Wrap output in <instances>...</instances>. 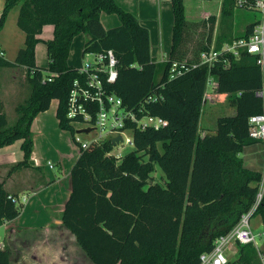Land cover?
<instances>
[{"label":"trees","instance_id":"16d2710c","mask_svg":"<svg viewBox=\"0 0 264 264\" xmlns=\"http://www.w3.org/2000/svg\"><path fill=\"white\" fill-rule=\"evenodd\" d=\"M169 1L171 47L167 60L157 63L149 54L148 29L114 0H3L0 28L7 12L18 5L15 25L24 41L12 62L0 60V69H24L29 87V96L14 108L11 126L0 101V149L22 141L23 157L12 171L28 167L30 125L53 100L58 129L74 138L65 116L68 95L73 81L82 84L84 76L66 62L72 38L80 33L85 35L82 57L112 51L116 78L105 87L124 109L140 108L165 122L156 131L133 129V150L119 162L110 156L113 147L105 138L89 143L72 163L70 193L59 219L91 264H197L199 255L209 253L215 239L226 235L253 205L261 181L262 174L246 169L240 159L244 147L259 142L248 137L247 127L251 116L263 112L262 99L256 96L262 84L257 56L239 51L237 58L222 53L211 67L198 62L211 47L220 51L224 44L250 35L257 19L233 38L232 28L213 38L216 20V26L227 23L237 9L235 0H220L218 19L209 14L200 21L186 20L184 0ZM102 12L115 14L119 25L104 29ZM43 25H52L53 31L50 41L43 42L46 68L34 65ZM172 63L184 64L187 71L169 79ZM207 78L215 82L217 94L229 96L235 114L216 119L214 133L201 137L198 124ZM155 167L163 185L152 181ZM261 196L252 217L259 218L264 232V190ZM16 198L0 183V226L20 214L22 206L12 202ZM262 247L264 255V240ZM235 248L236 261L227 264H258L252 247ZM0 264H9L5 250H0Z\"/></svg>","mask_w":264,"mask_h":264},{"label":"crops","instance_id":"0c3cea01","mask_svg":"<svg viewBox=\"0 0 264 264\" xmlns=\"http://www.w3.org/2000/svg\"><path fill=\"white\" fill-rule=\"evenodd\" d=\"M114 2L118 7L120 6L125 11L132 13L137 17L138 22L148 29L150 57L157 63L166 61L171 47L170 37L173 20L170 1L114 0ZM206 12L209 11L202 13L204 14ZM218 15L219 9L216 16ZM99 21L104 29L119 25L118 18L115 14L102 12L99 15ZM40 31L37 34L40 42L35 44L34 56L37 48L40 52L43 48L45 64L40 65L34 61V65L40 68H46V49L43 42L50 41L53 33L52 25H43ZM78 35L83 39L79 45L82 54L85 35L82 33ZM78 35L74 36V41L72 38L70 43L69 55L66 62L68 66L70 65L71 56L74 54L72 44L74 42L75 46L78 45ZM70 66L74 67L73 65ZM212 92L216 93L214 88L206 87L204 93L208 97ZM223 95L229 97L228 95ZM232 109L234 112L233 107ZM47 112L48 110L37 114L30 125L32 152L27 162L28 167H21L20 169L12 171L14 165L20 163L23 157V153L19 150L21 140L0 149V183H2L4 189L10 194L16 195L17 198H19V195L28 192L32 194V198L37 197V199H32V201L29 199V202L27 201L28 204L26 203L25 205L26 208H22V211L15 219L6 221L0 226V240L4 244L3 250L8 254L9 264H91L85 253L76 244L75 238L62 226L59 219L70 193L69 174L63 190L56 187L60 186L58 181L50 183L40 175L37 157L40 153L41 143L50 137H62V134L66 133L58 129L54 112L52 114L53 118L48 116ZM199 125L200 119L198 130L201 137L210 132L214 133L215 131V126L212 128L213 130H209V128L207 130ZM78 155L79 153H76L74 159ZM240 159L246 169L262 173L264 171V145L262 142L259 141L254 145L244 147L240 154ZM28 208V216L24 217V213ZM257 219L259 220L258 217Z\"/></svg>","mask_w":264,"mask_h":264},{"label":"built area","instance_id":"2783aa9c","mask_svg":"<svg viewBox=\"0 0 264 264\" xmlns=\"http://www.w3.org/2000/svg\"><path fill=\"white\" fill-rule=\"evenodd\" d=\"M235 7L247 11H257L260 14L259 19L250 35L239 37L229 44H224L220 51H215L213 47L205 53H201L198 58L200 65L211 67L215 60L222 53L229 54L237 58L239 51H245L249 55L257 56V64L261 71L262 84L261 89L257 91L256 96L263 102L262 113L251 116L247 121L248 137L253 141H260L264 145V0H235ZM83 66L78 69L84 76V83L73 81V87L68 95L66 117L71 121L72 126H81L80 130H87L93 134V138L88 142H83L74 135L73 141L78 150H85L89 143L110 140L119 136L121 142L113 148H120L123 145L132 146V130L151 129L156 131L162 127L165 122L159 117H152L144 114L142 109L136 111L125 110L122 102L112 91H108L105 85H112L116 78V64L112 51L103 54L86 53ZM0 60H5V51L0 45ZM187 71L184 64L172 63L169 69V79L182 75ZM54 75L49 76L52 78ZM47 81H49L47 79ZM206 87L216 88L215 82L207 78ZM205 92V90H204ZM203 92V98L205 93ZM156 98L149 97L148 101H155ZM129 126V127H127ZM79 130V129H78ZM125 133H130L131 137H124ZM84 134V133H83ZM116 162L122 157L110 153ZM50 168V166H48ZM261 181L255 201L248 211L243 213L238 222L227 232L226 235L215 239L212 250L209 253H202L198 257L197 264H227V252L235 246H250L256 251L258 264H264V255L257 242L258 236L250 230L249 220L257 208L262 198L264 190V171L261 173ZM27 200L26 196L12 199L16 205L23 206ZM0 250H3V242L0 240Z\"/></svg>","mask_w":264,"mask_h":264},{"label":"rangeland","instance_id":"374dc122","mask_svg":"<svg viewBox=\"0 0 264 264\" xmlns=\"http://www.w3.org/2000/svg\"><path fill=\"white\" fill-rule=\"evenodd\" d=\"M220 0H184V10H185V18L186 20L200 21L204 19L209 14L218 13V6ZM3 7V0H0V11ZM218 9H217V8ZM217 11H215L216 9ZM18 5L13 7L6 14V19L3 27L0 30V45L5 51V59L11 62L14 56L17 54L18 49L23 46V37L24 33L20 31L16 25V17H17ZM220 10V9H219ZM204 11H209L206 13H202ZM219 16V15H218ZM216 16V19H218ZM260 14L255 11H247L243 9L234 10L233 16L225 21L219 23L216 30V25L213 33V37H220L222 31L232 28V31L229 35V38H233L235 34L241 33L246 26L247 23L252 21L253 19H259ZM77 37L78 45L75 46L73 42L74 54L71 56L70 65H73L74 68L80 69L85 61V56L82 57L79 45L83 41L80 35ZM228 38V39H229ZM74 41V38H73ZM76 41V39H75ZM224 39H222L221 43H224ZM84 43V42H83ZM228 43V42H226ZM82 46V45H81ZM82 50V49H81ZM34 61L40 65H44L45 63V54L44 49L40 52L37 48L34 56ZM0 101H3L4 105V114L5 118H7L8 126H11L15 121L14 108L25 101V99L29 96V87L25 82L24 78V69L22 68H6L0 70ZM209 95V94H208ZM207 95V96H208ZM205 100V101H204ZM201 108V116H200V127L209 128V130H213L215 126V121L218 118L224 116H231L234 114L232 106L230 105L229 97L224 95H219L215 92L210 93V96L206 97V99H202ZM57 106V101L53 100L48 108L47 115L52 117L53 112H55V108ZM53 118V117H52ZM74 130L82 129L81 126H74ZM208 130V129H207ZM211 133V132H210ZM92 133L88 134H78V138L83 142H88L91 138H93ZM124 137L130 138V133H125ZM132 146L123 145L120 148H113L112 154L117 155L120 154V157L125 156L126 154L132 151ZM38 154V166L40 175L43 176L48 182L53 183L55 181L59 182V187L63 190L65 183L67 182L68 174L71 169L72 163L74 162V157L76 153H79L77 145L74 143L72 136L70 133L66 132L62 134V137H54L49 138L46 141L41 143V149ZM50 166V168H48ZM152 181L158 182L163 185V177L160 169L155 167L153 174H151ZM52 180V181H51ZM23 193L19 195V200H21L22 196H26L27 200L24 202L22 208H26L25 205L27 201L30 199H37V197H31L32 194ZM29 202V201H28ZM32 203V202H31ZM28 204V203H27ZM29 208L24 213V217H27V212ZM22 211V210H21ZM250 230H252L253 234L257 235V242L261 247V251H263L262 242L264 240V232L261 228L259 220L257 217H251L249 220ZM4 245V244H3ZM255 250V249H254ZM237 248L236 250L230 249L227 252V260L228 262H235L237 257ZM256 254V253H255ZM257 259V258H256ZM235 264V263H234Z\"/></svg>","mask_w":264,"mask_h":264},{"label":"water","instance_id":"95a60500","mask_svg":"<svg viewBox=\"0 0 264 264\" xmlns=\"http://www.w3.org/2000/svg\"><path fill=\"white\" fill-rule=\"evenodd\" d=\"M87 132H88L87 130H76V131H74V133H76V134H81V133L87 134ZM120 142H121V138L119 136L111 139V144L113 147H116Z\"/></svg>","mask_w":264,"mask_h":264}]
</instances>
